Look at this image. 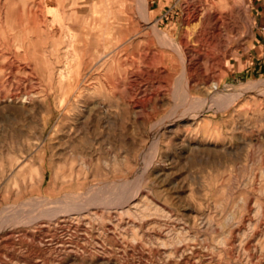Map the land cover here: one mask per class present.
<instances>
[{
	"label": "rangeland",
	"instance_id": "obj_1",
	"mask_svg": "<svg viewBox=\"0 0 264 264\" xmlns=\"http://www.w3.org/2000/svg\"><path fill=\"white\" fill-rule=\"evenodd\" d=\"M46 1L50 83L38 85L37 72L33 81L51 92L48 128L38 96L0 93V264H264V40L254 0ZM232 8L240 30L231 35L214 16ZM196 11L223 52L196 63L191 88L179 56L169 71L127 72L144 67L145 53L172 49L166 40L200 33L185 20ZM102 28L109 48L123 40L115 52L127 62L109 73L115 93L99 85V64L67 57L70 43L76 54L82 43L102 47ZM68 59L73 90L60 105Z\"/></svg>",
	"mask_w": 264,
	"mask_h": 264
},
{
	"label": "bare ground",
	"instance_id": "obj_2",
	"mask_svg": "<svg viewBox=\"0 0 264 264\" xmlns=\"http://www.w3.org/2000/svg\"><path fill=\"white\" fill-rule=\"evenodd\" d=\"M145 1L147 6H149V0ZM45 2L47 3L46 0H39L38 8H35L36 3L34 0H0V93L3 89L12 99L26 97L28 102H31L34 99L33 97L38 96L51 110V113L43 121L44 129L48 128L54 117L53 105L50 102L51 92L45 91L44 87L36 91L33 78L35 72H37L38 85H48L50 83L45 73L48 43ZM214 18L216 19L215 24L218 26L221 21L228 28L231 35L239 32L240 26L237 23L238 13L236 8H232L225 16L217 13ZM185 20L188 25L192 22L201 25L200 33L197 32L198 28H196L194 33H191L190 38L185 36L182 41L177 42L175 39H165L168 46L173 50L164 49L152 54L145 53L142 59L144 67L133 66L130 69L127 68V72L129 70L134 72L135 69H140L143 74H150L160 70L161 67L157 68L159 64L166 71H169L172 70V64L175 63L174 61L179 56L182 61L183 71L186 74L187 87L191 88V78L194 75V71H197L196 63H200L202 58H213L217 52H223V48L221 36H207L205 28L202 27L206 24L207 14L197 11L192 12L186 16ZM101 30L104 32V35L100 38L104 43L102 47L96 48L94 45L82 43L79 52L76 54L72 52V44L70 43L67 48V57L75 56L79 60V64L85 69L96 67L99 64V69L105 74L104 80H102V77L100 78L99 85H103V87H107L115 93L118 90L119 83L109 73L114 72L115 69L127 62L121 58L118 52H115L117 47L122 45L123 40L120 37L115 38L111 48H109L106 41L111 36L106 35L105 29L102 28ZM82 42H84L83 39ZM109 42L111 43L112 41ZM112 52L114 53L111 55ZM134 61L136 59L132 62ZM138 62L141 63V59ZM71 66V60L68 59L59 70V85L64 90L59 95L60 105H64L67 101L69 103L71 99L73 90L71 79H74ZM77 71H80V69ZM21 82H24L25 86L21 87ZM212 87V92H217L218 86L213 85ZM44 137L45 130L37 138L43 139ZM20 163L21 161L18 164Z\"/></svg>",
	"mask_w": 264,
	"mask_h": 264
},
{
	"label": "crops",
	"instance_id": "obj_3",
	"mask_svg": "<svg viewBox=\"0 0 264 264\" xmlns=\"http://www.w3.org/2000/svg\"><path fill=\"white\" fill-rule=\"evenodd\" d=\"M254 3L256 4L258 15L260 16V24L264 25V0H254ZM264 40V35H263Z\"/></svg>",
	"mask_w": 264,
	"mask_h": 264
},
{
	"label": "built area",
	"instance_id": "obj_4",
	"mask_svg": "<svg viewBox=\"0 0 264 264\" xmlns=\"http://www.w3.org/2000/svg\"><path fill=\"white\" fill-rule=\"evenodd\" d=\"M261 29H262V31H263V35H264V25H263V26H261Z\"/></svg>",
	"mask_w": 264,
	"mask_h": 264
}]
</instances>
